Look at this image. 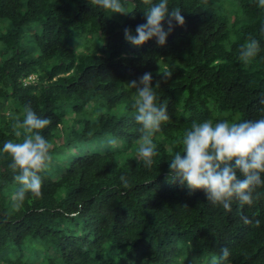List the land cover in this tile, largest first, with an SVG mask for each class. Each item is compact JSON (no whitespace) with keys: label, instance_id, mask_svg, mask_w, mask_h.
<instances>
[{"label":"trees","instance_id":"trees-1","mask_svg":"<svg viewBox=\"0 0 264 264\" xmlns=\"http://www.w3.org/2000/svg\"><path fill=\"white\" fill-rule=\"evenodd\" d=\"M234 1L239 17L220 15L222 0H169L185 25L163 47L152 39L135 48L123 30L146 22L142 0H121L132 13L116 15L120 22L91 0H0V20L9 25L0 34V149L19 139L23 130L13 125L25 106L51 120L41 134L52 145L50 170L39 174L42 197L23 202L13 199L20 185L0 152V264H264V186L251 206L234 200L225 211L203 191L189 194L166 179L193 121L264 118V7ZM32 28L39 33L30 54L20 44ZM85 33L102 45L76 54L68 42ZM250 37L260 50L245 64L239 52ZM145 72L153 86L160 81L155 91L169 115L153 138L158 155L150 169L137 157L136 90L127 84ZM92 105L95 117L83 110ZM68 113L76 115L70 130ZM112 139L113 149L73 156L76 146ZM57 150L67 158L58 161ZM223 248L227 259H220Z\"/></svg>","mask_w":264,"mask_h":264},{"label":"clouds","instance_id":"clouds-1","mask_svg":"<svg viewBox=\"0 0 264 264\" xmlns=\"http://www.w3.org/2000/svg\"><path fill=\"white\" fill-rule=\"evenodd\" d=\"M142 3L147 6L143 11L146 22L136 25L134 33L125 28V42L140 48L155 39L158 47L165 46L174 27L185 25L182 11L180 8L170 9L169 0H142ZM91 4L109 12L110 17L132 13L121 0H91ZM258 4L264 7V0H258ZM261 31L264 32V28ZM259 50V41L250 37L241 46L239 59L248 64ZM171 75L167 71L161 76L167 81ZM127 84L136 90L134 119L141 133L137 157L145 168L150 169L158 155L153 138L169 120L167 104L158 101L155 89L160 88V81L153 86L151 72H145ZM261 103L264 104V100ZM50 124L49 118L38 116L31 107L25 106L23 119H17L13 125L23 130L15 133L19 139L5 141L0 149L10 158L9 167L20 185L13 196L17 202H23L28 194L34 198L43 195L39 174L46 171L51 162L52 145L41 133ZM110 143L115 144L116 140L112 139ZM182 145V153L175 152L169 161L168 181L186 187L189 194L203 191L213 207L222 206L225 211H231L234 200L241 207L254 203L258 197L257 189L264 186V118L215 124L210 120L193 121L182 137ZM121 180L124 187H128L123 176ZM241 219L249 223L247 217ZM229 254V249L223 248L220 259H227ZM212 264H217L216 258Z\"/></svg>","mask_w":264,"mask_h":264},{"label":"rangeland","instance_id":"rangeland-1","mask_svg":"<svg viewBox=\"0 0 264 264\" xmlns=\"http://www.w3.org/2000/svg\"><path fill=\"white\" fill-rule=\"evenodd\" d=\"M223 3L222 5H219L218 7V12L220 13V15H224V14H228V15H231V14H234V17L235 15L237 17H239V14H236L233 10H232V7H236V2L234 0H222ZM235 4V5H234ZM128 11H130L129 7L126 8ZM109 13V12H108ZM109 16L111 15L110 13L108 14ZM110 18H116L117 19V16L116 14H113ZM115 19V20H116ZM117 22H120V18L117 19ZM8 23L5 21V20H0V34H3V32L8 28ZM35 33H39V29L38 28H32L30 31H26L25 32V36L21 39V44L20 46H25L29 48L28 51H30L29 53L32 54L33 53V43H32V39H31V35L35 34ZM229 38L230 39H233V34L232 32L230 33L229 35ZM69 47L71 48V50L78 54V53H85V52H91L93 51L94 49H96L97 47H100L102 45V42H99L96 40V38L93 36L91 37L89 34L85 33V34H82L81 36H79L78 38H73V39H70L69 42ZM6 56H4L2 54V45L0 43V62L5 58ZM84 111H93L94 112V117L95 115H97L98 113V109L95 105H92L91 107H88V109H83ZM68 118H70V120H74L76 118V115L75 114H72V113H68L66 115V119L64 120V123H66V126L68 128V130L71 129V125L72 124H67V121H68ZM81 118V116L78 117V119ZM94 120V118H93ZM58 140H60V143H64L65 139L63 138V135L60 136L58 138ZM102 140H99V141H96V142H92V143H88V144H85L84 145H80L79 147L76 146L75 149H76V153L77 154H73L74 155H79V154H84L86 152H89V153H96V152H102L106 149H113L115 148L116 146H118V143H115V144H112V143H106V142H101ZM59 152V153H57ZM55 153L57 154H54L56 159L58 161H61V160H64L65 158H67V153L62 151V150H57L55 151ZM58 167L61 165L60 163H57L56 164ZM54 168V166L52 167V169ZM50 170L49 167H47L45 173H47L48 171ZM50 173V172H49ZM50 177V175L48 176Z\"/></svg>","mask_w":264,"mask_h":264},{"label":"built area","instance_id":"built-area-1","mask_svg":"<svg viewBox=\"0 0 264 264\" xmlns=\"http://www.w3.org/2000/svg\"><path fill=\"white\" fill-rule=\"evenodd\" d=\"M32 79H33V76H28V77H26V78L23 80V83H24V84H27V83H29L30 81H32Z\"/></svg>","mask_w":264,"mask_h":264}]
</instances>
